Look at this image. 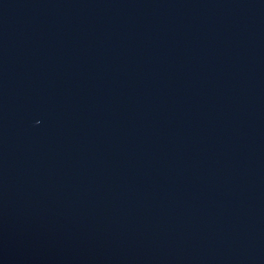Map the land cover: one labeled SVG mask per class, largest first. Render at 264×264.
<instances>
[{"label":"water","instance_id":"obj_1","mask_svg":"<svg viewBox=\"0 0 264 264\" xmlns=\"http://www.w3.org/2000/svg\"><path fill=\"white\" fill-rule=\"evenodd\" d=\"M0 264H264V0H0Z\"/></svg>","mask_w":264,"mask_h":264}]
</instances>
